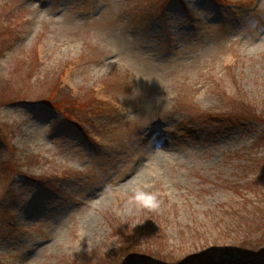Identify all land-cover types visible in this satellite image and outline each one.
<instances>
[{
  "label": "rangeland",
  "instance_id": "374dc122",
  "mask_svg": "<svg viewBox=\"0 0 264 264\" xmlns=\"http://www.w3.org/2000/svg\"><path fill=\"white\" fill-rule=\"evenodd\" d=\"M202 248L264 264V0H0V264Z\"/></svg>",
  "mask_w": 264,
  "mask_h": 264
},
{
  "label": "trees",
  "instance_id": "16d2710c",
  "mask_svg": "<svg viewBox=\"0 0 264 264\" xmlns=\"http://www.w3.org/2000/svg\"><path fill=\"white\" fill-rule=\"evenodd\" d=\"M36 55L38 57V54L36 52ZM55 90L53 92H55L57 90L56 87H54ZM75 102H70V103H65L64 105H54L53 107L62 111L63 113L66 112L68 113V115H75L74 114V110H80L82 109V105L83 103L80 101H76L77 99H73ZM18 100H14V99H10L6 102V104H11V103H16ZM250 109V110H249ZM246 111L250 112L249 113V117L252 119H255L256 121H262V119L260 118V115L258 112H256L255 109L252 108H246ZM81 127V125H80ZM130 239H127L128 241H125L124 245H122V247L120 248V253H123L124 255H137L141 253L142 247L141 244L139 243V240L137 238V231L135 232H131V235L129 236ZM153 251V250H152ZM204 248L201 249V251L198 252V254H193L192 256L189 257H184L181 260L182 264H190V263H197V264H247L250 260L245 256L244 253L240 254L239 257H211L208 254L206 255L204 253ZM144 253H148L151 256L153 255V253L150 252H144ZM175 263V261L173 262ZM251 264H253V262H250Z\"/></svg>",
  "mask_w": 264,
  "mask_h": 264
},
{
  "label": "clouds",
  "instance_id": "9594fccd",
  "mask_svg": "<svg viewBox=\"0 0 264 264\" xmlns=\"http://www.w3.org/2000/svg\"><path fill=\"white\" fill-rule=\"evenodd\" d=\"M159 194L155 191H145L138 189L134 192L132 200L141 207L155 209L159 206Z\"/></svg>",
  "mask_w": 264,
  "mask_h": 264
}]
</instances>
